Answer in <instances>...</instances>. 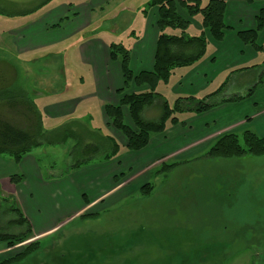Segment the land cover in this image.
<instances>
[{
  "label": "rangeland",
  "instance_id": "rangeland-1",
  "mask_svg": "<svg viewBox=\"0 0 264 264\" xmlns=\"http://www.w3.org/2000/svg\"><path fill=\"white\" fill-rule=\"evenodd\" d=\"M46 1L0 0V71L3 69V73H9L15 70L14 77L18 79L16 83L19 89L29 92L32 97L35 92H40L38 90L49 89L48 85L50 91L61 88V83H54L55 76L49 70L52 69L54 73L53 69L62 63L54 56L55 53L65 52L68 69L70 55L76 51L75 42L92 35L101 37L107 43L132 47L135 51L136 47L144 46L143 39L151 34L152 29L146 30L145 23L157 12L149 7L152 0ZM202 2L204 6L209 0ZM253 5L254 2L249 6ZM64 13L69 17L62 21V28L43 34L34 30L33 33L32 25L39 27ZM144 15L148 18H144ZM79 27L82 29L72 35ZM198 28H201L200 15L191 22L190 36L200 35ZM31 31L32 35L37 32L36 42L42 39L45 42L55 33L56 37H73L55 46L24 51ZM23 36L27 38L23 39ZM134 36L140 40L135 42ZM210 40L214 42L209 37L208 42ZM209 50L212 53V46ZM261 58L260 62H263L264 56ZM222 66L223 63L218 62L217 68ZM247 71L244 75L236 76L229 71L228 87L211 100L214 107L210 111L200 115L183 114L179 117L181 123L173 130L168 125L163 133L153 135L151 139L159 137L155 139L164 144L162 147L158 146L157 150L154 146L149 150L146 147L140 152L127 150L131 155L123 153L118 159L123 160V168L116 171V177L107 179L106 185H110L107 196L105 192L94 195L91 190L95 184H89L92 179L94 182L100 181L97 173L102 171V167L110 165L105 164L108 162L102 156L84 164L82 172L73 169L77 162L85 158L82 154L84 146L80 144L76 150V145L83 140L94 141L91 134L99 133L93 132L95 127L107 130L97 112L92 111L91 121L85 125L89 135L85 130L75 128L80 140L72 137L66 144L43 145L42 149H35L33 155L47 180L51 172L58 174L59 179L71 178L79 173L88 174V187L86 185V191L82 194L86 199L81 197L78 190L68 189L70 197L85 203L86 209L79 215L64 219L50 235L39 237L33 233L26 242L14 247L0 245V263L20 255L29 244L38 243L36 252L12 264H264V156L211 159L207 155L216 140L224 134L242 128L256 133L253 121L264 113L263 104L255 108L253 115L245 116L242 123L233 127V131H218L222 118L216 123L218 126L213 122L214 118L219 117L217 113H222L223 106H245V110L250 106L247 98L236 103L222 99L244 96L248 91L240 93V89L246 86H249L248 90L252 89L264 72V67L255 72ZM80 72L78 76L75 73L76 79L83 76L84 71ZM179 74L173 75L169 86L161 84L157 90L170 104L179 97H189L185 93L190 87L193 88L178 84ZM226 74L200 95L217 91V87L227 80ZM205 79L202 83L209 85V79ZM160 105L161 101L157 100L143 111L142 117L151 121L159 119L162 114ZM104 117L108 131L112 133L106 136L114 138L120 148H124L126 139ZM125 119L126 124L134 129L127 113ZM205 121L211 124V137L201 142L189 140L193 144L190 148L167 153L174 135L179 137L180 133L182 138L196 136L195 130L189 132L190 124L200 134L204 129L200 125ZM51 126L48 122L44 124L47 131L52 130ZM188 132L191 134L185 137ZM155 151L165 154L154 160L150 154ZM138 153L148 155L144 157ZM4 157L10 158L7 155ZM112 161L111 165L115 166L114 159ZM171 165H174L173 168L165 169ZM100 185L98 190L103 192L105 184ZM10 186V183L5 185L0 182V234L17 235L26 228L10 225L18 218L10 212L11 207L20 208L15 194L10 193ZM83 215L92 217L82 219Z\"/></svg>",
  "mask_w": 264,
  "mask_h": 264
},
{
  "label": "crops",
  "instance_id": "crops-1",
  "mask_svg": "<svg viewBox=\"0 0 264 264\" xmlns=\"http://www.w3.org/2000/svg\"><path fill=\"white\" fill-rule=\"evenodd\" d=\"M221 1L226 3L225 24L228 27L224 40L221 43L216 44L210 40L207 54L203 60L193 67L175 70L173 73V75H176L179 74V72H183L178 76V84L182 83L184 86H193V88L190 87V90H187L185 93L188 96H199V98H204L208 94L200 95L203 90L205 91L206 89H209L210 84H214L217 79L226 73V79H229V71L231 72L256 66L255 69L247 71L255 72L256 69L260 70L264 67V61L260 62L262 60L261 56H264V51L256 52L252 47L244 45L238 36L241 32L256 29V17L264 8V0ZM251 2H254L255 5L249 6L252 4ZM153 16L154 17L152 18L149 16L150 22L147 21V23H145L146 30L152 29V32L149 36H146L143 39L144 46L136 47L135 51L134 48H129L131 50L130 68L135 75L144 71H151L153 68L154 53L159 36L158 30L156 29L157 12H154ZM68 17L69 14L64 13L63 15H56V17L51 18L52 21H46V24L40 25L39 27H33L34 25H32L33 33L34 30H39V32L43 34L50 32L51 30L60 29L63 24L62 21ZM144 18L148 17L144 15ZM81 29V27L76 28L72 35L78 33ZM200 29L201 28H198L201 33L202 30ZM33 33L32 31L30 32V37L26 43L27 47L24 51H34L39 48L43 49L49 46H55L57 43L67 41L70 37H73L71 35H60L56 37L55 33L54 37L45 42L43 39L42 41L36 42L37 32H35L36 35H32ZM134 37L136 38L135 42L140 40L137 36ZM25 38L27 37L23 36V39ZM33 38L35 41H33ZM111 44L114 43H107L101 37L95 35H92L91 37H81L75 42L74 49L76 48V51L74 52L76 53L73 52V54L70 55L71 61H69L68 65H70L71 68L69 67L68 69H66L65 52L58 51L55 53L54 56L61 60L62 63L58 68L53 69L54 73L52 69L49 70L50 73L55 76L54 83H57L58 85L61 83V88L50 91L48 85L49 89L38 90L40 92H35L33 97L28 92L40 109L44 118V124L45 122L51 123V129H56L63 125H71L75 122L81 124L83 127L80 128L84 129L86 128L85 125L91 121V114H93L92 111H95L100 116L102 124L107 128V130L96 127L95 130H93L91 128L93 132H99L98 135H95V138L99 139L101 137H107V133L112 134L108 131V127L105 124L103 108L108 104H120L121 95L119 92L124 90L125 85L120 63L110 59L109 46ZM257 44L259 47L264 48V31L259 33ZM210 46H212V53H210L209 50ZM63 62L65 63L63 64ZM218 62L223 63L221 68H217ZM82 70L84 71L83 76L80 75L76 79L75 73L76 75L82 73L80 72ZM245 73L246 72L236 73L235 76L244 75ZM205 77L206 79H209V85L202 83ZM228 79L225 80V82H229ZM260 80H262V82L259 84L260 86L258 88ZM50 82L53 84V81ZM50 82H48V84H50ZM258 83L254 86L256 87L254 96L247 99V102H250V106L246 110L245 106L237 107L236 105L223 106L222 108L224 109L221 108L222 113H217V116L219 117L213 119V122L216 124L219 121V118H222V120L220 119L222 125L220 124L218 126V124H216L218 126V131L224 129L233 131V127L242 123L245 116L253 115L255 112L254 110H256L255 108H257L258 105L264 104V72L260 75ZM169 85L170 82L167 86ZM164 86L167 87L166 85ZM248 88L249 86L243 87L240 89V93L248 91ZM42 101L43 103H41ZM95 105L97 108H95ZM77 117H79V119ZM258 117V119L253 121L255 122L253 127L255 128L256 133L264 138V113ZM210 125L211 124L206 121L205 123H202L200 126L204 129L201 130L199 134L197 128H194V125L190 124L189 132L195 130L196 136L182 138L180 133L179 137H175L174 135L167 153L171 154L176 151L179 152L184 148H190L193 144L189 143V140H197L201 142L204 139L211 137L212 134L210 129L212 127ZM174 128L175 127H171L172 130ZM244 130H246V128L237 130L234 133H241V131L243 132ZM189 132L187 134L185 133L186 136H184L189 137L191 134ZM87 135H89L88 132ZM155 138L159 137H153L151 139L147 148L148 150L153 146L157 150L158 146L162 147L164 145L162 142L158 141L159 139ZM38 149H42V147ZM33 151L24 157L19 164L15 163L11 157L7 158L0 156V182L5 185H7V183L11 184L10 188L12 191L10 193H13L12 195L15 194L14 196L16 197L25 218L32 226L34 235L42 237L50 235L55 231L64 219L67 220L72 216L84 212L86 209L85 203L82 201H75V198L70 197L68 189L74 188L78 190L81 197H83L84 195L82 196V194L86 191V185L88 187L86 179L88 178V174L79 173V175H73L71 178L67 176L66 178L59 179L58 174L51 172V176L49 175L50 179L47 180L43 177L39 163L33 155ZM123 153H125V155L132 154L127 151L126 146L121 148L120 155H117V157L114 158L115 166L111 165L113 159L108 161V163L105 164L110 165L102 167V171L97 173L98 177H100L98 179L101 180L94 182L92 179L89 181V184H95L93 190H91L94 195L97 196L98 194H103L105 192V196H107V189L110 188V185H106L107 179L110 176L116 177V171L123 168L121 166L123 160H118ZM150 153L152 152L150 151ZM138 154L144 157L148 155V153ZM163 154L160 151H155L154 154H150V157H153V159L156 160ZM76 171L82 172V168ZM14 175L23 176V182L19 186L13 185L10 181V178ZM102 176L105 178L103 179ZM100 184H105L103 186L105 189L103 192L98 190V187L101 188Z\"/></svg>",
  "mask_w": 264,
  "mask_h": 264
},
{
  "label": "trees",
  "instance_id": "trees-1",
  "mask_svg": "<svg viewBox=\"0 0 264 264\" xmlns=\"http://www.w3.org/2000/svg\"><path fill=\"white\" fill-rule=\"evenodd\" d=\"M52 0H47L46 3ZM45 3V4H46ZM202 0H152L150 9L157 10L156 27L159 33L154 63L151 71H144L135 75L130 68L131 50L122 44L109 46L110 59L119 62L124 79V90L120 91L119 105H105L103 108L109 124L126 139V148L129 151L140 152L150 144L153 135L161 134L167 130L168 125L175 127L181 123L180 116L186 113L204 114L210 111L214 104V97L219 96L227 87L225 82L217 91L204 98L196 96L179 97L170 104L159 94L158 87L168 85L176 69L189 68L201 61L207 54L210 37L215 43L224 40L228 27L225 24L226 3L221 0H209L202 5ZM43 4V5H45ZM43 5L41 7H43ZM40 8V7H39ZM144 13L147 14V11ZM184 15V16H183ZM201 16V33L190 36L188 31L191 22ZM264 30V8L256 17V29L239 33V39L244 45L252 47L256 52H262L257 44L258 35ZM243 68L231 71V75L255 69ZM7 74V75H6ZM15 70L9 73L0 71V156H9L15 163L43 145H62L72 137H78L76 129L83 126L79 123L63 125L47 131L44 128L43 115L34 99L24 90L19 89ZM262 80L258 83L261 84ZM256 87L248 90L244 96H235L223 101L236 103L244 98H251ZM157 100L161 101V117L157 120H146L142 117L143 111L152 106ZM264 109V104L262 105ZM129 116L134 129L126 124L125 115ZM81 127V128H80ZM85 129V128H84ZM83 129V130H84ZM87 133V132H86ZM95 140L81 141L75 147L83 145L82 152L85 158L77 162L74 170L80 169L84 164L91 163L96 157L102 156L104 161H111L120 153V145L112 137L95 138ZM98 135V133H97ZM80 140V139H79ZM85 142V144H83ZM211 159H232L246 156H264V138L253 131L244 130L241 133H227L219 137L207 153ZM174 165L166 166L171 169ZM13 185L19 186L23 182L22 175L10 178ZM83 199H86L84 196ZM86 202V200H84ZM11 213L18 216L10 225L25 227L23 233L17 235L0 234V245L8 248L26 242L33 236L31 224L25 218L19 207H11ZM92 217V216H88ZM83 215L82 219H87ZM39 248L38 243L29 244L25 250L13 259L0 264H12L20 261Z\"/></svg>",
  "mask_w": 264,
  "mask_h": 264
}]
</instances>
